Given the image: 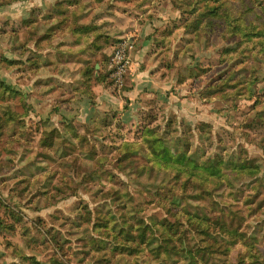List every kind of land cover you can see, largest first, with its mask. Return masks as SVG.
<instances>
[{"label":"trees","instance_id":"1","mask_svg":"<svg viewBox=\"0 0 264 264\" xmlns=\"http://www.w3.org/2000/svg\"><path fill=\"white\" fill-rule=\"evenodd\" d=\"M24 1L0 0V8ZM147 1L150 0H140V4ZM165 1L174 2L175 0ZM96 4H98V9L104 12L112 10L113 4L110 5V0L108 3L105 0L57 1L41 15L40 21L24 25L26 28L18 45L21 49L20 58L9 60L1 57L0 71L14 70L15 74H20L27 70L26 75L30 79L33 77L29 75L30 71L35 72L37 76L38 72L44 68L40 67L44 65V61L40 59L41 55L50 61L60 63V60L56 61L54 58L55 51L46 52L45 50H54L51 43L56 40V36H62L68 32V28H71L70 30L73 32L78 30L79 14L84 13L85 10L93 9ZM173 7L176 8V6ZM187 7V10L180 13L179 25L173 24L172 26L166 22L169 27L165 24V28H167L163 32L157 31L155 28L152 29L154 34L164 35L160 45L166 49L165 67L173 68L174 63L178 61L184 50H191L201 43L205 50L221 48L218 64L219 66L228 65V69L214 83L201 91L199 96L205 102H213L217 96H220L225 110L237 109L239 105L237 106L235 103L241 100L252 103L254 108H260L257 112L249 113L251 116L249 118L252 121L235 126L244 128L245 131L264 129L262 118L264 104L262 108L259 104L264 95H259L254 91V87L260 82L259 61L264 58V30L262 29L264 26V5L258 7L256 0H193ZM99 11L93 14V18H97L101 14ZM94 20L90 24H93ZM79 34H82V31ZM181 34L183 38L172 51L173 44ZM101 38L103 44L99 48L100 54L107 47L114 49L115 45L121 41V39H112L111 37L106 39L103 35L95 36L87 41L88 46H95ZM132 45L134 46L133 43ZM31 46L33 48H30ZM27 52H30L31 56L28 55L25 59ZM109 59V57L103 56L100 63L87 61V64L78 67L76 71L66 69L71 82L68 85L69 94H73L76 100L88 98L94 105L95 95L92 92V87L100 83H107L105 84L107 86L112 85L107 81ZM96 64L100 65L99 70L95 69ZM17 65L24 69L18 71ZM237 65L239 66L231 69ZM52 67H46V72H52ZM243 68L247 69L246 75L240 77H227L226 75L227 73H237ZM179 73L182 75H179L176 82L181 84L189 79L197 80L205 72L193 67L181 69ZM40 82L41 79L33 84V90L41 84ZM73 82L75 85L72 86ZM0 90L3 93L13 91L12 87L1 78ZM256 94L260 97H257ZM22 105V114L7 108L2 113L3 117L0 116V151L8 152L16 143L23 141L21 135H16V132L24 126V118L33 111V107L25 102ZM156 106V101L151 100L138 112L140 114L138 120H140L135 131L137 139L132 141L123 139L115 142L112 139L111 130L118 117L115 111H109L96 112L85 125L75 124L73 120L63 118L55 127L46 120L42 125L49 129L40 139L38 145L46 152L56 155L60 170H56L55 188L58 186L61 191L70 190L71 187L72 176L67 173V170L76 165L79 156L94 159L92 155L97 147L107 155L115 153L114 168L129 180L140 184V191L144 194L142 198L131 195L128 185L112 172L107 171L106 174L101 175L97 169H91L82 176L80 182L84 188L91 184H97L99 189L105 191L106 186H109L108 191H112L118 201L114 209L101 206L97 221L91 226V233L105 243L103 247H100L96 241L90 238L91 251L106 252V254L102 253L103 257L108 254L114 256L117 262L123 260L125 263L128 261L129 264H205L203 250L183 251L185 239L182 234V215L176 217L177 214L181 212L190 214L189 209H193L191 214L194 220L196 222L202 220L207 216L204 205L210 206L213 203L214 197L218 196L223 185L230 186L234 178L245 173L254 180L252 186L256 188L261 184L264 174L259 163L250 165L246 161L240 163L242 160L239 162L237 160L234 164L230 161L224 162L223 158L218 156L212 159H203L197 153L192 154L190 152L193 147L191 140L194 133L189 125L179 120L175 113H170L165 116L163 128L156 122L158 114L162 115L164 108L162 105ZM57 113L58 110H56ZM177 123L180 124L182 130L179 129ZM81 129L84 130V133H80ZM212 130L208 121L201 123L197 129L198 139L201 134L204 141L209 140ZM178 132H180L179 135ZM3 137H5V141L2 145L1 138ZM259 140L264 143V132ZM137 159L143 160L145 165H138ZM12 165V161L5 160L0 163V169H9ZM155 175L161 177V182L149 184V177ZM145 176H147L145 181L139 180ZM30 186L29 183L20 193L27 191ZM2 206L5 215L14 216L13 211L9 209H13L10 207V203ZM146 206H156L165 214L176 218L174 222H170L167 219L157 218L156 215H143L142 217ZM89 220V212L80 219V221ZM212 222L224 242L230 245L238 244L242 235L240 227L235 225L232 211L221 209L217 220ZM14 231L13 224L6 225L0 219V233H13ZM25 236L26 231H23L22 238ZM243 253L237 264H264V251L259 247L252 244L245 246ZM15 256L19 259L20 264H37L34 257L29 258L17 252ZM53 261L58 264L57 258ZM219 261L222 264H230L226 256Z\"/></svg>","mask_w":264,"mask_h":264},{"label":"rangeland","instance_id":"2","mask_svg":"<svg viewBox=\"0 0 264 264\" xmlns=\"http://www.w3.org/2000/svg\"><path fill=\"white\" fill-rule=\"evenodd\" d=\"M256 1L258 7L264 5V0ZM105 2L108 3V0ZM192 2L193 0H175L174 2L150 0L140 4V0H110V5L113 4L111 8H116L117 13L127 14L125 21L128 25H130L129 18L134 21L138 17L145 19L151 10L149 17H167L170 13L172 17L167 18V20L172 19L173 21H168V23L173 26V24L179 25L180 13L187 10V6ZM55 3L56 0H25L6 6V10L0 12V58L8 57L9 60L20 58L21 49L19 46H13V44L19 43V35L26 28L24 25L33 21H40L43 9H49ZM95 6L97 7L98 4ZM136 13L139 15L135 16ZM173 13H177L176 17ZM166 26L169 27L168 24ZM166 28H160L157 31L163 32ZM262 29L264 30V26ZM130 32L126 30L124 34L128 36ZM4 37H9L8 42ZM10 37H16V40L11 39L10 42ZM5 42L9 44L6 50L3 48ZM51 45L54 50H45L46 52H56V40ZM221 46L223 47V45ZM220 49L218 47L205 50L201 43L190 50L188 60L182 59L177 62L178 67L195 63V67L205 73L198 81L186 83L183 90L177 88L179 92H176L177 90L170 91L169 86H164L167 90L148 98L153 99L155 96L158 102L157 106L162 105L164 108L162 115L157 113L156 123L164 128L165 116H168L169 113H175L179 120L189 125L194 133L191 140L193 147L190 152L192 154L197 153L203 159H212L218 156L222 157L224 162L230 161L234 164L237 160L238 162L242 160L240 163L246 161L250 165L259 163L264 174V143L259 140L260 136H263L264 129L245 131L244 128L236 127L251 122L249 113L259 111V107L254 108L252 103L241 100L235 103L237 106L239 105L237 109L225 110L220 101V96H217L213 102H204L203 105L198 103L195 110H191L190 105H183V102L192 96L202 100L193 92L202 88V91L205 90L228 69V65L219 66L218 64ZM112 51V49L109 50L107 57L111 55ZM27 53L31 54L30 52ZM198 55L200 56L199 60L197 59ZM40 59L44 61V65L40 66L44 68L37 75L41 79V84L30 94L22 93L21 83L24 76L21 77L20 74L16 75L15 73V75L1 74L2 81L11 85L13 91L3 93L0 90V116L3 117L2 113L7 108L22 114V103L24 102L30 104L33 111L24 118V126L16 132V135H21L23 141L16 143L8 152L0 151V163L5 160H10L13 163L9 169H0V219L4 221V224H13L15 227L13 233H0V264H20L19 259L15 256L16 252L29 258L34 257L37 264H56L53 261L56 258L58 264H129L128 261L125 263L123 260L117 262L114 256L108 254L103 257L102 253L106 254V252L97 253L95 251V253L90 250V238L96 241L100 247H103L105 243L91 233V226L97 221L101 206L114 209L118 201L113 192L108 191L109 186H106L105 191L99 189L97 184H91L84 188L80 181L82 176L91 169H97L101 175L106 174L107 171L112 172L128 185L131 195L142 198L144 194L140 191V184L134 180H129L128 177L114 168L115 153L107 155L97 147L94 155H92L94 159L79 156L76 165L67 170V173L72 176L70 190L61 191L58 186L55 188L56 170H60L59 161L54 153L41 149L38 143L49 129L42 123L48 120L56 127L58 122L56 119V62L43 58L42 55ZM48 66H53L52 72H46ZM258 67L260 82L254 87V91L259 95H264V58L259 61ZM17 68L18 71L24 69L20 65H17ZM246 73L247 69L243 68L237 73H227L226 75L227 77H240ZM29 75L36 76L33 71H30ZM109 87H112V91L115 90L112 85ZM113 92L119 97L120 93ZM258 94H256L257 97ZM144 101L145 98L139 102L143 103ZM259 104L262 108L264 97ZM138 108L139 105H132L129 111L123 114L117 113V121L111 130V136L115 142L123 139L128 141L137 139L135 131L140 120H138L140 114L136 110ZM262 115L264 121V114ZM87 116L88 114L84 115L85 120H87ZM207 121L213 130L209 140L204 141L201 134L199 135L200 139H198L197 129L201 123ZM177 124L182 130L180 124ZM80 133H84V130L81 129ZM179 134L180 132H178ZM1 139L3 145L5 137ZM137 160L138 165H145L143 160ZM146 177H141L139 180L145 181ZM149 178V184L161 182V177H157V175ZM252 182L254 180L250 175L242 173L231 181L230 186L223 185L218 196L214 197L213 203L210 206L204 205L207 216L202 220L197 222L194 220L191 214L193 209H189L190 214L185 212L177 214L176 217L182 215L181 223L183 225L181 226L185 239L183 251L203 250L205 252V264H222L219 259L225 256L230 264H237L241 255L244 254L245 246L251 244L264 251V178L256 188L252 186ZM29 183L31 184L29 189L20 193ZM7 203H10V207L13 208H9L13 211V217L7 213L5 215L3 212L2 205H7ZM221 209L234 213L235 225L240 227V234L242 235L237 245L224 242L220 238L217 228L213 226L212 221L217 220ZM87 212L90 213V220L80 221ZM143 215H156L155 217L167 219L170 222H174L176 218L165 214L156 206H146L142 217ZM23 231H26V236L22 238Z\"/></svg>","mask_w":264,"mask_h":264},{"label":"crops","instance_id":"3","mask_svg":"<svg viewBox=\"0 0 264 264\" xmlns=\"http://www.w3.org/2000/svg\"><path fill=\"white\" fill-rule=\"evenodd\" d=\"M57 1L60 0H56V2ZM4 10H6V7L0 8V12ZM47 10V8L43 9L42 15ZM97 11L101 14L97 18H93V14ZM150 12L151 10L148 12L145 19L138 17L135 18L134 21L129 18L130 25H128L125 21L127 14L120 12L117 13L116 8H112L111 11L104 12L103 10L98 9V7H93V9L85 10L84 13L79 14L80 21L78 22V30L73 32L70 30L71 28H68V32L64 35L56 36V61H61L60 63L56 62V110H58V113L56 114L58 122L56 121V125H58L59 121L63 118H65V120H73L75 124L85 125L92 119L96 112L115 111L116 113L123 114L129 111L132 105H139V108L136 109L139 112L143 106L147 105L151 100L156 101L155 96L153 99L148 98L156 93H162L167 90L164 86H169L168 89H170V91H176L177 88L183 90L186 83L193 81V79H189L181 84L176 82L178 81L179 75H182V73H179L181 69L195 67V63L184 67L177 66V62L179 60H188L190 50L186 49L180 54L178 61L174 63L173 68H166V49H163L160 45L163 41L164 35H160V33L154 34L152 30L154 28L157 30L165 28L166 21H173L172 19L167 20V18L172 17L171 14L169 13L167 17L156 16V20L155 17H149ZM173 14L174 17H176L177 13ZM136 15L139 14L136 13L135 16ZM92 20H94L93 24H90ZM126 30L128 32L131 31L128 36L124 34L126 33ZM80 31H82V34H79ZM3 34L6 35V33ZM102 35L106 39L107 37L119 40L127 38L134 44V49L131 55V63L127 70L126 83L124 82L123 88L121 90H116L112 85L115 89L113 91L120 93L119 97L111 90L112 87L110 88L105 85L107 83L96 84L92 87V92L95 95L94 105H92L88 98L84 97L81 100H76L73 94H69L70 88L68 85L71 82L67 76L66 69L68 71H76L78 67H83L87 64V61L91 63H100V61L103 60V56L107 57L109 50H113V47H107L103 53L100 54L99 48L103 44L102 38L99 39V42L92 47H89L87 42L95 36ZM19 37L21 40L22 33H20ZM4 38L8 42L9 37ZM182 38V34L178 36L174 47ZM11 39L16 40V37H10V42L12 41ZM18 45L19 43L16 42L13 44V46ZM7 46H9V44H6L5 42L3 45L4 50H6ZM174 47L172 51H174ZM28 55L29 54L26 53L25 59ZM199 58L200 56L198 55L197 59L199 60ZM95 69L99 70L100 65L96 64ZM26 72L27 70L22 71L20 73L21 75H19L21 77L24 76L21 88L22 93L30 94L33 90V84L39 80V77L33 76L29 79L27 78ZM14 73L15 71L12 70L4 72L0 71V78L1 74L15 75ZM95 75L97 76V73ZM201 77H203V75H201ZM201 77H199L197 81ZM107 81L109 82V76ZM73 84L75 85V82L72 83V86ZM202 89L197 92L194 91L193 94L199 96ZM176 92L179 91L177 90ZM144 98L145 101L140 103L139 101H142ZM204 102V100H200V98L192 96L189 100L183 102V105H190V109L195 110L198 107V103L203 105ZM156 104L158 105L157 101ZM204 105L206 106V104ZM208 105L210 106L211 104ZM85 114H88L87 120L84 119Z\"/></svg>","mask_w":264,"mask_h":264},{"label":"built area","instance_id":"4","mask_svg":"<svg viewBox=\"0 0 264 264\" xmlns=\"http://www.w3.org/2000/svg\"><path fill=\"white\" fill-rule=\"evenodd\" d=\"M132 53L133 45L128 39H121V41L115 45L111 53L107 71L109 82L116 90H121L124 86L125 76L131 62Z\"/></svg>","mask_w":264,"mask_h":264}]
</instances>
